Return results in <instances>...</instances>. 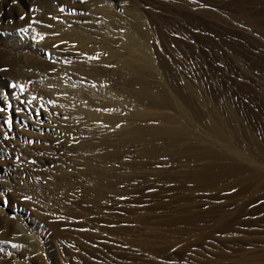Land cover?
I'll return each mask as SVG.
<instances>
[{
  "label": "rangeland",
  "instance_id": "374dc122",
  "mask_svg": "<svg viewBox=\"0 0 264 264\" xmlns=\"http://www.w3.org/2000/svg\"><path fill=\"white\" fill-rule=\"evenodd\" d=\"M0 264H264V0H0Z\"/></svg>",
  "mask_w": 264,
  "mask_h": 264
},
{
  "label": "bare ground",
  "instance_id": "6f19581e",
  "mask_svg": "<svg viewBox=\"0 0 264 264\" xmlns=\"http://www.w3.org/2000/svg\"><path fill=\"white\" fill-rule=\"evenodd\" d=\"M130 87V86H129ZM140 97V96H139ZM100 105V104H99ZM81 107V106H80ZM87 109V108H86Z\"/></svg>",
  "mask_w": 264,
  "mask_h": 264
}]
</instances>
